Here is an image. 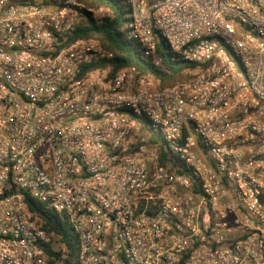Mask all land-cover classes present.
Here are the masks:
<instances>
[{"label": "built area", "instance_id": "1", "mask_svg": "<svg viewBox=\"0 0 264 264\" xmlns=\"http://www.w3.org/2000/svg\"><path fill=\"white\" fill-rule=\"evenodd\" d=\"M126 2L142 57L162 66L164 40L194 78L158 89L97 40L63 45L108 9L0 0V264L66 251L28 195L76 230L77 264H264V0Z\"/></svg>", "mask_w": 264, "mask_h": 264}, {"label": "trees", "instance_id": "2", "mask_svg": "<svg viewBox=\"0 0 264 264\" xmlns=\"http://www.w3.org/2000/svg\"><path fill=\"white\" fill-rule=\"evenodd\" d=\"M92 8H105L110 15L101 22L92 19L87 24L73 31L67 36L63 45L68 46L79 39H93L109 52L114 54L110 61L115 72L135 67L142 75L154 79L158 89H166L177 84L187 82L199 73L196 64L188 63L174 54L164 40L157 44V53L161 57L162 66L156 67L150 60L142 57L139 44L129 35L131 22V9L126 0H77ZM154 140V139H152ZM201 148L207 154L202 140H199ZM29 209L40 216L44 221V230L48 235L54 234L66 251L55 244L48 246L47 254L52 264H77L79 254V236L65 215L52 210L47 204L42 203L29 195L26 198Z\"/></svg>", "mask_w": 264, "mask_h": 264}, {"label": "rangeland", "instance_id": "3", "mask_svg": "<svg viewBox=\"0 0 264 264\" xmlns=\"http://www.w3.org/2000/svg\"><path fill=\"white\" fill-rule=\"evenodd\" d=\"M139 50H140V52L142 53V49H141V47L139 46Z\"/></svg>", "mask_w": 264, "mask_h": 264}]
</instances>
